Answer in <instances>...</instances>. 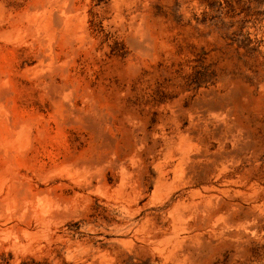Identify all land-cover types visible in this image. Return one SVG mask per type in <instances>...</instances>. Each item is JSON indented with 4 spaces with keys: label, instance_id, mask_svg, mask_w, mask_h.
Segmentation results:
<instances>
[{
    "label": "rangeland",
    "instance_id": "rangeland-1",
    "mask_svg": "<svg viewBox=\"0 0 264 264\" xmlns=\"http://www.w3.org/2000/svg\"><path fill=\"white\" fill-rule=\"evenodd\" d=\"M0 264H264V0H0Z\"/></svg>",
    "mask_w": 264,
    "mask_h": 264
}]
</instances>
